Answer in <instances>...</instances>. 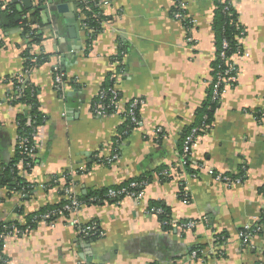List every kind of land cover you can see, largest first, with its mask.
I'll use <instances>...</instances> for the list:
<instances>
[{"label": "crops", "instance_id": "1", "mask_svg": "<svg viewBox=\"0 0 264 264\" xmlns=\"http://www.w3.org/2000/svg\"><path fill=\"white\" fill-rule=\"evenodd\" d=\"M15 1L0 3V171L16 151V117L28 112V106L12 103L18 98L13 80L26 75L25 56L45 59L25 77L45 121L37 132L34 166L21 173L33 190L0 188V222L24 225V216L69 197L83 199L137 179L148 184L138 202L83 204L76 214L7 237L6 264H264V232L246 244L238 237L244 225L264 221V118L253 117L264 110V0H222L237 15L242 32L236 42L248 57H233L236 80L196 137L188 169L179 143L198 123L213 80L218 33L212 0H99L106 20L87 54L80 0H32L54 10L58 34L43 15L35 19ZM11 4L17 12L12 17ZM179 5L193 21L189 31L172 17ZM75 23L71 38L68 28ZM37 24L38 42L29 33L39 32ZM56 67L67 81L60 95L53 88ZM114 72L120 107L143 102L139 123L128 134L119 115L91 114ZM192 169L196 174L188 173ZM217 174L241 182L225 185L214 180ZM157 206L168 212L169 226L146 213ZM72 221L95 223L102 237L82 238ZM188 221L194 229L172 226Z\"/></svg>", "mask_w": 264, "mask_h": 264}, {"label": "trees", "instance_id": "2", "mask_svg": "<svg viewBox=\"0 0 264 264\" xmlns=\"http://www.w3.org/2000/svg\"><path fill=\"white\" fill-rule=\"evenodd\" d=\"M216 7V18H215V29L218 33V44L217 48L215 50V60L213 63V80L210 85V89L208 91V98L205 102L202 111L199 113L198 116V123L194 126L190 127L182 136L180 143H179V153L181 155L183 144L185 141V138L189 136V134L196 130V133L194 135V138L196 139L197 136H200L202 132H205L207 128L210 126L214 112L217 108V102L212 101V87L213 82L216 80V75L221 74L224 71V62L219 58V54L221 52H224V56L229 58L232 55H234L237 52H241V47L236 42V38L240 36L242 32V28L238 24L237 15L233 11L231 5L227 2H223L222 0H212ZM1 3V0H0ZM10 9L12 10V14L10 17L17 14L15 11V6L13 4L9 5ZM78 10H81V15H83L84 20L82 24L86 25L89 29L93 30V34L91 35V38L86 41L85 45V54L88 53L90 48V40H94L95 36L101 32V25L102 22L106 20V18L103 16L101 9L98 5V0H83L82 3L78 4ZM30 11H26L24 13H29ZM175 12V10H174ZM30 14V13H29ZM31 16L35 19L37 18V14L31 13ZM42 26V25H41ZM31 33V32H29ZM31 38L34 41H39L40 39V31L38 33L32 32ZM227 43V48L223 51L222 50V43ZM124 49V48H123ZM122 48H119V55L116 57H113L111 61L113 62H119L120 61V53L122 54L123 51ZM25 72L28 75V71L38 62H41L42 60H45L43 58H33L31 56L26 57L25 56ZM34 61V63H32ZM234 74V73H233ZM63 80L65 83H67L66 78L63 75ZM15 91L19 89L20 95L17 99H15L12 103H20L25 106H28V112L22 115H19L16 117V136L19 138H28L30 141L31 135L34 132V129L37 127H41L45 121L43 115L39 111L38 102L36 98V91L34 88L31 87V85L28 83L27 80L23 84H19L17 79L13 80ZM112 81L108 79V82H106V85H104L101 89H106L112 87ZM94 103V102H93ZM93 105V104H92ZM30 116L31 121L34 122L33 125L27 126V118ZM137 116H139V110L137 111ZM253 117H255V121L259 122L261 119L264 118V110L263 111H257L253 114ZM139 119V118H138ZM135 129V126L131 124L129 121H124L123 126V132L125 134H128L130 130ZM183 164H185V168L188 169V162L187 159L182 158ZM27 163H30L29 167H25ZM34 166V161H28L25 160L24 155L21 154V150L16 147V151L14 154V157L12 161L6 165L3 169L0 171V188L8 189L10 192H20L23 194H28L33 190L32 185L27 183L22 177L21 172H29L31 168ZM188 173L190 174H196V171L189 170ZM233 179V178H232ZM66 182H70L68 177L66 178ZM137 182L141 183L144 182L145 184H148L147 179H137V180H131L128 182H125L124 184L118 186V187H124L129 185V183ZM53 183V182H52ZM56 185V183H53ZM118 187H113L111 189H117ZM108 189L102 190L98 193H92L91 195L83 198V199H77L82 204H99L103 200H105L104 196L106 194ZM184 195V194H183ZM182 200L185 198L180 196ZM92 198H95V201H90ZM121 199V198H120ZM187 199V198H186ZM119 199H112V201H117ZM188 200V199H187ZM67 200L61 201L57 205L48 206L46 208H43L35 213L28 214L24 216V225H21L18 222H10V223H1L0 222V235L3 233L2 229L3 227H15L17 230H19L23 234H27L30 232L38 223H41L40 216L45 215L46 213H51V216L49 220H47L46 223L54 222L57 218L60 216L57 214L58 212L62 213L63 217H67L68 214L65 211H62V208L67 204ZM154 208H161L163 210V214L160 215L161 224L163 226H169L164 225V223H169L170 219L168 216V212L162 207L157 206ZM22 213V211H20ZM264 217V213H263ZM264 224V221H263ZM101 237H98L97 235L89 236L85 238L89 241H96L100 239ZM3 245H4V239L0 238V264L1 260L6 262L5 256L3 254Z\"/></svg>", "mask_w": 264, "mask_h": 264}, {"label": "built area", "instance_id": "3", "mask_svg": "<svg viewBox=\"0 0 264 264\" xmlns=\"http://www.w3.org/2000/svg\"><path fill=\"white\" fill-rule=\"evenodd\" d=\"M20 2V0H16L15 2ZM83 0L79 1V4L82 3ZM98 5L100 7V3L98 0ZM9 13H13L12 10H8ZM79 14L81 15V10H78ZM103 14V12H102ZM79 15V16H80ZM81 29L85 31L86 33V40L91 38V35L94 33L93 30L89 29L86 25L82 24L84 17L81 15ZM173 19L177 21H181L185 23L187 31H189L190 27L193 24V21H190L186 18L185 12H183L181 5L177 6L175 8V12L172 14ZM25 19L27 17H24ZM103 23V22H102ZM36 30L41 29V25L37 24L35 26ZM31 32V31H30ZM32 35V32L30 33V36ZM1 40V37H0ZM93 40H90V43H92ZM192 39L188 38V42H191ZM91 45V44H90ZM227 48V43L223 42L222 43V50L224 51ZM224 52H221L219 54V58L224 62V71L221 74L216 75V80L213 82V87H212V96L211 99L214 102L219 101L221 95L224 93L225 89L227 86H231L236 78L234 73V67L232 65V59L233 57H239L241 59H247V55L244 54L243 52H237L231 57L227 58L224 56ZM115 63H118L115 61ZM27 74V73H26ZM117 72L111 73L109 76V80L112 81V83L118 78ZM53 76H54V84L53 88L54 90L60 95L65 92L66 89V83L63 80V74L58 72V68H54L53 71ZM25 74H22L19 78H17V81L19 84H23L25 82ZM20 91L19 89L16 90V96L19 97ZM120 96L119 92L117 89L114 88L113 84L112 87L106 88V89H100L97 96L96 100L91 106V114L94 117L97 118H107L111 117L113 115H119L124 121L127 120L134 126L138 125L139 119L137 116V111L139 108L142 106L143 102L142 100L139 99H134L131 100L127 105H125L123 108L120 107ZM34 122L31 121L30 116L27 118L26 125L30 126L33 125ZM40 127H37L34 129L33 134L31 135L32 141H30L28 138H19L17 137V147L21 150V154L24 155L25 160L28 161H34L36 151H37V132ZM196 133V130H193L189 136L185 138L184 144H183V149L181 153V157L188 159L191 149L194 145L195 138L194 135ZM114 159V158H112ZM30 166V163L26 164V168ZM22 173V172H21ZM195 177V176H193ZM214 180L219 183H223L225 185H232L235 183H240V179H232L228 176H223V175H215ZM146 187V184L144 182L137 183V182H132L129 183V185L124 186V187H118L117 189H111L109 188L104 196L105 200H114V199H120V198H129L134 201H140L141 198L144 195V188ZM182 196L185 198L183 201L188 202V197L187 195ZM187 198V199H186ZM95 198H92L90 201H95ZM67 204L62 208V211H65L68 215H73L76 214L81 206L83 205L79 200L74 199L73 197H69L67 199ZM147 214H154L156 216H160L163 214V210L161 208H151L146 210ZM60 217H63L62 213L58 212L57 213ZM51 216V213H46L43 216H40L41 223H46L47 220H49ZM53 222H50L49 224H52ZM76 228L78 233L81 235L82 238H87L89 236H94L97 235L98 237H102V232L101 230L97 227L95 223H91L88 225L84 226H77L74 221L71 222ZM170 225L171 223H164V225ZM175 228L182 230V231H188L192 230L195 227V222L188 221V222H183V223H178L176 225H173ZM3 233L0 235L1 239H6L7 237L11 236H22L25 235L21 233L19 230H17L15 227H3L2 229ZM264 232V224L260 226H251V225H244L241 230L238 233V237L242 243L246 244L248 243L251 238L259 233ZM4 247V245H3ZM194 257V253H193ZM1 264H6L5 261L1 260Z\"/></svg>", "mask_w": 264, "mask_h": 264}, {"label": "water", "instance_id": "4", "mask_svg": "<svg viewBox=\"0 0 264 264\" xmlns=\"http://www.w3.org/2000/svg\"><path fill=\"white\" fill-rule=\"evenodd\" d=\"M21 4L23 5L24 9L26 11H32L34 14L36 13L38 16L43 15L45 17V21L49 23V25L53 26L54 33L58 34V27L57 24H55L54 19L55 16L53 15L54 10L50 9L48 4L51 5L50 0H47V5L41 4V1H37V4H33L32 0H20ZM57 11L60 12V10L57 8ZM20 18L17 17L16 20H19ZM53 23V24H52ZM75 29H77V25L73 27L68 28V32L71 35V38H76ZM64 59V57H62Z\"/></svg>", "mask_w": 264, "mask_h": 264}]
</instances>
